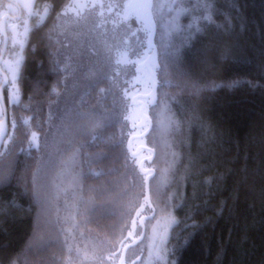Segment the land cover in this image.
Wrapping results in <instances>:
<instances>
[{"label":"trees","instance_id":"obj_1","mask_svg":"<svg viewBox=\"0 0 264 264\" xmlns=\"http://www.w3.org/2000/svg\"><path fill=\"white\" fill-rule=\"evenodd\" d=\"M49 1L55 8L65 5ZM183 1L191 8L179 23L183 33L168 37L164 49L155 30L157 104L145 108L152 127L138 138L153 148L157 173L156 145L174 134L171 183L159 192L173 204L170 254L174 264H264V0ZM209 11L213 20L207 23ZM193 22L198 24L190 27ZM146 38L142 30L120 41L139 58L150 50ZM58 44L55 32L32 28L23 48L20 99L9 106L12 132L0 153V259L113 264L133 217L150 211L145 175L128 149L135 128L123 89L130 91L134 70L100 64L68 92ZM100 52V63L108 61ZM160 103L168 108L155 119L151 111ZM174 122L178 130L171 133ZM34 132L43 136V147L27 146ZM66 160L76 174L70 207L59 205L55 187L69 171ZM156 173L149 181L154 207Z\"/></svg>","mask_w":264,"mask_h":264},{"label":"rangeland","instance_id":"obj_2","mask_svg":"<svg viewBox=\"0 0 264 264\" xmlns=\"http://www.w3.org/2000/svg\"><path fill=\"white\" fill-rule=\"evenodd\" d=\"M16 1V0H15ZM20 4H29L30 9H24V17L17 21L11 22L8 21L6 28H8V48L7 55L3 60V65L7 70L8 74V97L10 103H17L20 99L19 89L17 85V79L19 76V68L23 59V48L27 42V35L29 32L28 27V18H29V10H31L33 5V0H17ZM202 0H200L201 2ZM187 3V1H186ZM189 3V0H188ZM183 0H157L155 5H159V8H155V17L154 21L156 23V30L158 32V40H162L163 48L168 47V37L172 39L174 36V32L179 35L183 33L185 30L184 25H180V21L182 23V17L184 13H187L188 16L191 15V8L188 6H184ZM7 2L4 0H0V16L5 12L7 7ZM79 12L76 11L75 7L73 8V3L70 2L67 5L63 6L61 9V13L59 15V20L57 22V27H60L59 32L60 35L57 34L59 44L58 50L59 54L64 60L63 69L68 72L65 76V83L67 82L70 85V88H67L68 92H74L76 87V83H81L82 78L89 75H94L98 72V68H100V64L107 65L110 62L111 69H122L128 70L129 68L133 70L137 64L141 61L140 56L145 55L146 52L142 50L139 58L134 56H130L127 49L124 47L120 38L124 37L125 40L131 39L132 36L138 34V30L132 29L127 32L122 33L121 36L110 35L105 33H100L98 30H104L101 28H105L106 23L103 21L100 22H91L89 19L82 20L79 17L81 16V7H78ZM182 9H187V11H181ZM179 13V15H178ZM27 21L28 31L25 32L24 22ZM198 23H195L197 25ZM179 27H178V26ZM135 30V32H133ZM148 35V34H147ZM147 39V38H146ZM21 43H23V48H21ZM100 55L103 58H106L108 61L100 63ZM145 52V53H144ZM20 61V63H18ZM103 61V60H102ZM85 75V76H84ZM146 77L140 78L136 72H133L130 77V82L128 83L127 92L125 91V87L123 89V93L129 98V103L132 99V95L134 94V89L132 86L134 84H138L136 87L138 88L139 94L147 93L148 91V80ZM13 80H15V86H13ZM79 85V84H78ZM133 93H132V91ZM65 97H67V92L65 93ZM129 108V124L133 126L135 129H132L131 136L129 139L133 138V136H138L142 128L138 127L137 122L139 120L138 108L130 103ZM158 108L152 112V115L155 119H158L161 111L168 108L167 104H159ZM147 115L148 113L145 112ZM174 120V119H173ZM168 119L166 118V122L168 123ZM171 124V123H170ZM178 125L174 122V125L170 127L169 132L175 133L178 129ZM158 131V128H157ZM156 131V132H157ZM35 136H31L29 139L28 147H37L41 148L44 145V138L39 132H34ZM171 137L167 141H161V143H157V156L156 163L154 165L157 175L159 174V179L157 180L156 187V205L152 204L150 207V211H146L144 209V213H148L151 215V218L146 219L144 222V236L142 237V241L135 245V253L139 254V257L134 264H174L173 258L171 257V251L168 247L169 236L171 232V227L175 224V216H173V204L171 203V196H161L159 192L166 190L169 186L170 178L174 169L175 162V151L174 147L171 145L172 138L174 134L170 135ZM153 137V143H154ZM160 139V138H159ZM8 141V140H7ZM5 142V146L7 144ZM150 141V140H149ZM148 141V143H149ZM134 144L132 143V148L134 151L138 150V147H141L140 140L134 139ZM153 150V148H151ZM148 156L145 152H140L136 161L137 171H138V162L141 161L139 158ZM137 157V156H136ZM68 165H65L68 172L64 173L63 176L60 175L59 182L56 184V191L59 192V205L63 207H70L71 202L73 201V196L76 189L75 177L76 174L74 172V163L72 160H66L65 162ZM140 163V162H139ZM72 169V170H71ZM179 171L177 172V175ZM62 176V177H61ZM174 176V175H173ZM178 181V180H177ZM182 184L181 181L177 182V186ZM159 190H158V189ZM141 216H147L141 215ZM115 252V251H114ZM113 252V253H114ZM116 255V254H115ZM80 256H84L83 253ZM114 261L113 264H116L118 260V256H113ZM90 259V258H89ZM89 264H98L94 259L89 260Z\"/></svg>","mask_w":264,"mask_h":264},{"label":"flooded vegetation","instance_id":"obj_3","mask_svg":"<svg viewBox=\"0 0 264 264\" xmlns=\"http://www.w3.org/2000/svg\"><path fill=\"white\" fill-rule=\"evenodd\" d=\"M4 1H6L7 4L13 5L12 8L8 7L5 10V12L2 14V16H0V20L2 17L7 16L6 24H5V28H6L8 21L17 22L24 17V9L21 6L22 4H20V2H18L17 0L16 1L15 0H4ZM156 1L157 0H152V3L155 5ZM70 2L73 3V8L75 7L77 12H79L78 7L79 6L81 7L82 11L80 12L81 13V16L79 17L80 19L82 20L89 19L91 22H94V23L96 22L98 23L100 21H103L106 23L105 28H101L104 30H98L97 33L100 32V33H105V34H110V35L116 34L118 36V35H122V33L124 32L132 30L133 28L138 31L145 30L141 22L137 20V17L135 15H132L129 10H126L123 7V5H126L130 2L136 3V2H141V0H65V5H67ZM62 8H61V5L55 8L53 2L49 0H33V5L31 8V12L33 14L31 16L29 15V18H28V27H30L29 30L32 28H43V30L45 31L50 30V31L55 32L56 36L57 34L60 35L59 32H62V31H60V27L59 28L57 27V22L59 20V15L61 13ZM53 9H55V11H53ZM154 17H155V10L153 9L152 11L153 21H154ZM154 26L156 30L155 21H154ZM133 32H135V30ZM6 33H7V39H8V28H6ZM8 43H9V39L7 40V45H6V50H5L6 52L4 56L2 57V59L0 60L1 62L0 63V88L2 89L3 96H5L6 98H8V86L9 85H8V74H7V70L5 69L3 65V60L8 53L7 51ZM3 44H4V39L0 35V54L3 48ZM149 53H150V50L145 55H141V61L139 62V64L146 60L147 55ZM143 77H146L148 79L147 69L144 71V75L142 76L140 75V78H143ZM136 89L137 91L134 92V94L132 95L133 97L140 93L138 91V88ZM149 89H150V86H149V79H148L147 93L150 92ZM154 90H155L154 93L156 92V97L155 99H151L153 102L152 105L149 104L150 102L148 98L142 100L144 104V109L148 106H155L157 104V87ZM147 93H142V95H147ZM10 104L11 103L9 102V99H5V105L7 108V119L6 120H7L8 133L6 137L2 140V146L0 149V153L3 151L5 142L9 139L11 132H12L11 131L12 129L11 121L12 120L9 117ZM137 107L139 108V106ZM3 112L4 110L0 104V122L2 121V118H3ZM146 129L147 127L142 128L139 133H141L142 131H145ZM1 130H2V125L0 123V137L2 136ZM150 155L139 158V160H142V159L145 160V163L143 165L144 170H154L152 167L153 160L149 159ZM144 214L148 215V213H144ZM144 214H141V215H144ZM140 218L141 216L139 218L135 217V222H136L135 227H133L132 229L130 227L131 229L130 232H132V235L129 236L125 240L123 239L120 240L119 244H121V249L129 245L131 243V240L138 238L139 235L141 234L142 224L139 223ZM145 221L146 219L143 221V224ZM135 245L129 247L125 251V264H133L134 262L137 261L139 255H133L131 258L127 259V251L130 250L132 247L134 248ZM116 255L118 256V259H119L120 252H118V254Z\"/></svg>","mask_w":264,"mask_h":264},{"label":"water","instance_id":"obj_4","mask_svg":"<svg viewBox=\"0 0 264 264\" xmlns=\"http://www.w3.org/2000/svg\"><path fill=\"white\" fill-rule=\"evenodd\" d=\"M6 18L7 16H4L1 18L0 20V35L3 37L4 39V44H3V48L1 50V54H0V60L2 59V57L5 54V50H6V45H7V33H6V28H5V24H6ZM137 20L139 22H141V24L143 25L145 31L147 32V40H146V44H148V47L150 49V53L147 55V58L144 62L138 64L135 66L134 72H136L137 74H140L141 76L144 75V71L147 69L148 72V79H149V86H150V92L147 93V95H142V94H137L136 96L132 97L130 103H132L133 106L138 108V114H139V120L137 122L138 127L140 128H144L147 127V129L145 131H143L142 134H139L138 136H133V138L129 139L128 141V149L129 152L131 153V155L133 156H138L139 153L142 151V149H146L149 152H151L150 158L151 160H153V156H154V152L152 151L151 148H145V147H138L137 151H134V149H132V143L134 139H138L141 138L142 136H145L149 130L151 129L152 125H151V120L149 118V116H147L144 113V104L142 102L143 99H149V104L152 105L153 102L151 99H155L156 97V92L154 93V89L155 84H154V80L152 79V70L153 69H157V65H158V55H157V49H156V45L154 44V37H155V26H154V21L152 18V14L150 16V18L148 19H138ZM1 63V62H0ZM134 92L137 91V89L135 88L133 90ZM0 95H3L2 93V89L0 88ZM1 107L3 108L4 112H3V118L2 121L0 122L2 125V130H1V137H0V149L2 146V140L6 137L8 131H7V108L5 105V100L4 102H0ZM150 162V160H149ZM145 163V160L142 159L141 162L139 163V167H138V171L141 172V174L146 175L145 179H144V194H145V200L146 203L149 207H151L150 205V194H149V184H150V179L155 175V171L154 170H144L143 169V165ZM151 215H147V216H141V218L139 219V223L142 224V232L139 235L138 238L131 240V243L129 245H127L126 247H124L123 249H121V244H119L118 248L116 249V251L114 252L115 254H118V252H120V256L119 259L117 260L116 264H125V251L135 245L138 244L142 241V237L144 236V224L143 221L145 219H149L151 218ZM134 219L132 220L131 223V229L134 227L133 226V221H135V217H133ZM129 237V234H127L123 240L127 239Z\"/></svg>","mask_w":264,"mask_h":264},{"label":"snow or ice","instance_id":"obj_5","mask_svg":"<svg viewBox=\"0 0 264 264\" xmlns=\"http://www.w3.org/2000/svg\"><path fill=\"white\" fill-rule=\"evenodd\" d=\"M22 7L26 8V9H30V5L29 4H23L21 5ZM7 7L9 8H12L13 5L12 4H8ZM123 7L126 9V10H129L130 13L132 15H135L138 19H148L150 18L151 14H152V11L155 8H159L160 6L159 5H154L152 3V0H141V2H136V3H128L126 5H123ZM206 7H209L210 8V5H206ZM53 11H55V9H53ZM182 12L183 11H187V9H182L181 10ZM33 13L31 12V10H29V15L31 16ZM179 15V13H178ZM204 21L207 22V23H210L212 22L213 20V16H212V11H209L208 14L206 16L203 17ZM227 23L228 25L230 26L231 25V19L229 18L227 20ZM24 25H25V32L28 31V28H27V21L24 22ZM195 22H193L190 27H195ZM199 30V29H197ZM21 48H23V43H21ZM18 63H20V61H18ZM103 80L100 79V80H97V85L99 83H102ZM13 86H15V80H13ZM194 88L195 87H198V85L196 83H193L192 85ZM55 90V89H54ZM101 91H106L104 89H101ZM5 99H11L10 97L6 98L5 96L3 95H0V102H4ZM13 103H15V101H13ZM13 127H15V124L13 123ZM33 136H35V133H32ZM226 207V205H225ZM223 211V209H221V212ZM141 212H137V215H140ZM135 224L136 222L133 221V226L135 227ZM138 234V233H137ZM132 235V232H129V236ZM112 255L114 256L115 253H112ZM18 259V256L17 257H10L8 260H7V264H16V260ZM0 264H5V261L3 259H0Z\"/></svg>","mask_w":264,"mask_h":264}]
</instances>
